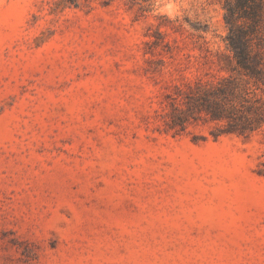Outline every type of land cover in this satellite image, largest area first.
<instances>
[{
    "label": "rangeland",
    "instance_id": "374dc122",
    "mask_svg": "<svg viewBox=\"0 0 264 264\" xmlns=\"http://www.w3.org/2000/svg\"><path fill=\"white\" fill-rule=\"evenodd\" d=\"M223 2L0 0V264H264V131L187 110Z\"/></svg>",
    "mask_w": 264,
    "mask_h": 264
},
{
    "label": "trees",
    "instance_id": "16d2710c",
    "mask_svg": "<svg viewBox=\"0 0 264 264\" xmlns=\"http://www.w3.org/2000/svg\"><path fill=\"white\" fill-rule=\"evenodd\" d=\"M223 8L233 54L223 65L228 72L191 95L187 110L222 122V134L250 136L264 131V0H224Z\"/></svg>",
    "mask_w": 264,
    "mask_h": 264
}]
</instances>
